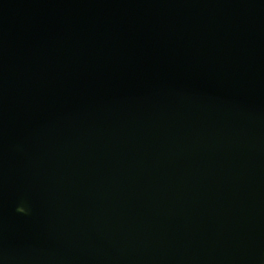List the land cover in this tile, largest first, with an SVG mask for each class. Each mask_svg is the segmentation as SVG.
<instances>
[{
  "label": "water",
  "instance_id": "95a60500",
  "mask_svg": "<svg viewBox=\"0 0 264 264\" xmlns=\"http://www.w3.org/2000/svg\"><path fill=\"white\" fill-rule=\"evenodd\" d=\"M0 264H264V0H0Z\"/></svg>",
  "mask_w": 264,
  "mask_h": 264
}]
</instances>
